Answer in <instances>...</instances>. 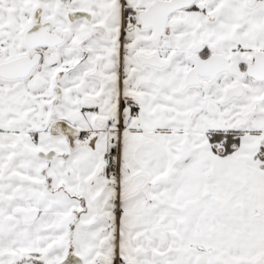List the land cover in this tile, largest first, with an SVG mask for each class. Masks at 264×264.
I'll return each mask as SVG.
<instances>
[{"label":"snow or ice","instance_id":"snow-or-ice-1","mask_svg":"<svg viewBox=\"0 0 264 264\" xmlns=\"http://www.w3.org/2000/svg\"><path fill=\"white\" fill-rule=\"evenodd\" d=\"M0 264H264V0H0Z\"/></svg>","mask_w":264,"mask_h":264}]
</instances>
